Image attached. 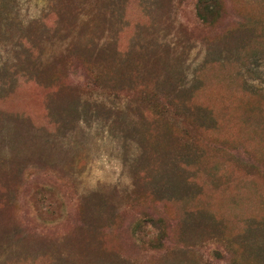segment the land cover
Segmentation results:
<instances>
[{
    "label": "rangeland",
    "instance_id": "1",
    "mask_svg": "<svg viewBox=\"0 0 264 264\" xmlns=\"http://www.w3.org/2000/svg\"><path fill=\"white\" fill-rule=\"evenodd\" d=\"M217 1L0 0V264H264V0Z\"/></svg>",
    "mask_w": 264,
    "mask_h": 264
},
{
    "label": "trees",
    "instance_id": "2",
    "mask_svg": "<svg viewBox=\"0 0 264 264\" xmlns=\"http://www.w3.org/2000/svg\"><path fill=\"white\" fill-rule=\"evenodd\" d=\"M200 2H201V5H202V8L199 9L198 15H199L200 18H202L205 21L206 20L210 21V19L208 18V15H209L210 18H212L211 16L213 14H217L218 11L221 8L220 7L221 4L217 0H200ZM206 2H209L208 5H205ZM216 6H217V9L215 8Z\"/></svg>",
    "mask_w": 264,
    "mask_h": 264
}]
</instances>
